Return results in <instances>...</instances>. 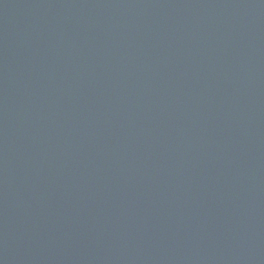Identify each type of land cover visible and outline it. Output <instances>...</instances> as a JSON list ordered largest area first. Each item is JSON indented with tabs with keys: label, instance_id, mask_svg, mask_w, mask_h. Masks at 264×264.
Instances as JSON below:
<instances>
[{
	"label": "water",
	"instance_id": "obj_1",
	"mask_svg": "<svg viewBox=\"0 0 264 264\" xmlns=\"http://www.w3.org/2000/svg\"><path fill=\"white\" fill-rule=\"evenodd\" d=\"M0 264H264V0H0Z\"/></svg>",
	"mask_w": 264,
	"mask_h": 264
}]
</instances>
